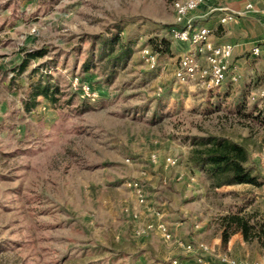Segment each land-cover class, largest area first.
I'll return each mask as SVG.
<instances>
[{"label": "rangeland", "instance_id": "1", "mask_svg": "<svg viewBox=\"0 0 264 264\" xmlns=\"http://www.w3.org/2000/svg\"><path fill=\"white\" fill-rule=\"evenodd\" d=\"M174 1L0 0V264H195L182 245L199 243L211 248L209 264L224 254L264 263L255 236L222 241L223 218L261 221L264 185L216 190L190 163L194 138L228 137L246 145L248 168L264 182V127L252 120L263 106L264 57L252 55L260 39L238 38L244 47L221 88L183 85L175 71L189 46L166 32ZM223 5L212 0L201 11ZM221 15L199 24L220 44L229 28ZM118 32L134 37L133 52L106 84L103 65L86 74L82 64L98 48L92 36ZM163 37L170 53L152 69L150 40ZM40 49L45 57L18 76ZM41 74L60 88L59 102L41 98L26 113L22 102ZM168 157L179 165L166 167Z\"/></svg>", "mask_w": 264, "mask_h": 264}, {"label": "trees", "instance_id": "2", "mask_svg": "<svg viewBox=\"0 0 264 264\" xmlns=\"http://www.w3.org/2000/svg\"><path fill=\"white\" fill-rule=\"evenodd\" d=\"M118 27L121 26L118 25ZM171 28L172 26L166 29L169 36ZM121 34V32H118L92 36L91 39L98 48H91L82 64V71L87 74L103 65L106 84L113 83L119 70L127 67L134 46L132 35H128L124 39ZM170 44L166 37L150 40L152 51L157 56L170 53ZM46 54L47 51L44 49L27 53L25 60L17 69L18 76L27 70L31 60L43 58ZM42 68L34 69L33 74H37ZM49 78L48 75L41 74L36 82L31 84L30 92L22 102L26 113L34 111L39 106L41 98L47 100L52 106L59 102L60 88L52 83ZM247 117H250V115L247 114ZM252 120L259 126L264 127V97L262 108L255 111ZM193 140L190 163L208 178L212 188L217 190L225 186L250 185L262 187L264 185L260 177L255 176L248 168L250 153L245 144L228 137L213 135L198 137ZM222 221L224 225L222 241L225 244L229 242L231 235L236 233H241L246 242H249L253 236L264 241V215L261 221L256 224L251 222V219L239 215L227 216Z\"/></svg>", "mask_w": 264, "mask_h": 264}, {"label": "built area", "instance_id": "3", "mask_svg": "<svg viewBox=\"0 0 264 264\" xmlns=\"http://www.w3.org/2000/svg\"><path fill=\"white\" fill-rule=\"evenodd\" d=\"M211 0H176L173 3L176 22L170 30V36L173 40L188 44L190 50L182 54L178 66L175 71L177 82L186 85L190 88L202 87L206 91H212L221 88L227 80L230 71L231 60L235 46L233 44H217L213 41L214 32L207 26H201L195 23V14L201 8L208 6ZM258 12L254 0H248L244 10L237 14H227L221 19V24L235 21L238 16H243L249 13ZM254 58L264 57V32L260 41L256 42L252 48ZM157 55L153 53L149 61L151 68L155 67V59ZM237 81V78H233ZM91 88L84 87V92L89 93ZM264 97V93L262 94ZM151 161L157 163L159 156L157 153L151 155ZM166 167H176L179 165V160L174 157H168L165 160ZM136 191L140 194L141 188L138 184L134 185ZM142 197V196H140ZM141 202H144L142 199ZM153 226L147 227L148 230ZM157 229L166 240L172 239L170 228L166 224L158 225ZM182 245V244H181ZM187 253L195 255V264H209L205 254L210 253L211 248L208 244H185L182 245ZM220 264H263L257 260H238L229 255L219 256ZM177 264V261H174ZM182 264V263H181Z\"/></svg>", "mask_w": 264, "mask_h": 264}, {"label": "crops", "instance_id": "4", "mask_svg": "<svg viewBox=\"0 0 264 264\" xmlns=\"http://www.w3.org/2000/svg\"><path fill=\"white\" fill-rule=\"evenodd\" d=\"M223 1L225 2V5L211 8L206 13L201 11L204 7L198 10L195 14H193L195 18V23L199 25L201 23V19L206 18L208 15L216 11L222 13L221 15L222 18L227 14L235 15L239 12H242L248 0H223ZM254 4L258 12L245 14L243 16L237 15L236 17L237 19L235 21L228 22L224 25L221 24L223 27L229 26V28L226 29V37H228V40L221 44L229 43L235 46L233 57L238 56L241 50L243 49L242 47H244V43L238 44V38L240 36L248 37V40L246 41L247 43L254 42L255 40L258 39L261 40L263 37L264 0H254ZM213 41L217 44H220L214 40V34H213ZM190 49L191 48L189 46V49H187L185 52L189 51Z\"/></svg>", "mask_w": 264, "mask_h": 264}]
</instances>
